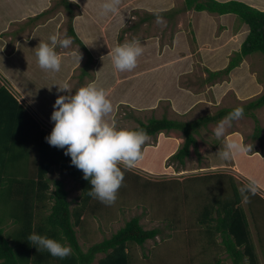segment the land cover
Instances as JSON below:
<instances>
[{
	"label": "rangeland",
	"instance_id": "obj_1",
	"mask_svg": "<svg viewBox=\"0 0 264 264\" xmlns=\"http://www.w3.org/2000/svg\"><path fill=\"white\" fill-rule=\"evenodd\" d=\"M100 1L103 2V0ZM250 1L256 3V6L264 7V0ZM51 2L54 4L52 8L49 7L48 11L53 15L57 14L54 21L56 31L53 34H57L60 38L65 35L70 37L67 32L68 23H70L68 11L59 5V0H51ZM71 10L74 14V7H71ZM1 11H7V9ZM187 11L184 0H120L119 11L114 15L117 20L123 13L122 19L120 18L123 21L117 24L106 23L104 32L107 39L105 41L109 44V48L113 49L118 44L138 40L144 50L137 59L136 68L130 73L129 71H115L120 77L129 76L133 71H137V76L139 74L137 79L131 77V80L122 81L123 83L120 80L116 81L114 71L98 75V78L102 80V83L100 82L102 87H105L103 86L105 83L109 90L115 89L111 95L109 90L106 92H108V98L114 107L109 113L110 119L118 127L134 128L140 121L147 122L151 117L157 119L166 117L180 122H193L203 116L215 115L222 108L244 104L264 92V61L260 52L249 55V58H244L239 66L227 75L222 74L210 79V74L224 69L234 51L239 50L248 33L247 25L241 24L239 30L236 31L240 23L235 14L217 15L207 11ZM160 12L164 14L160 15ZM158 18L161 23H157ZM6 19V15L2 19L0 15V28ZM57 24L59 25L57 26ZM72 28L75 30L74 26ZM242 28L245 29L244 32L241 31ZM28 34L25 33L26 36ZM96 39L92 40L93 48L101 50L100 46L104 42L98 43ZM40 43L42 42L39 41L38 45ZM33 48L37 50L38 47L35 44L33 47H25L23 54L28 61H34L31 66L35 70V77L41 79L40 84H44L41 89L45 92L49 88L45 85L44 78L53 75L51 80L53 84H56L54 85L56 96H51V98L55 99L62 91H58L60 81L55 83L53 78L56 76L57 79H60L65 72L41 69L37 63L36 50ZM77 48L83 57L80 67L86 62V54L79 50V46L74 41L68 49L57 47L56 51L57 53H68ZM103 51L107 56L95 70H109L110 68L113 70L111 51L108 53L106 43ZM151 54H153V58H151ZM64 58L61 62L62 69L66 68L68 63L75 61L72 55ZM163 61L167 63L168 68L159 69L158 67L163 66ZM79 69L80 72L73 73L68 81L72 91L94 79L85 76L81 82L78 81V79L80 80L79 75L84 70L83 68ZM90 69L91 75L94 76L96 71H94L93 65L90 66ZM75 75L79 78L77 79ZM209 82L215 93L211 90ZM131 84L134 85L128 89ZM177 86L185 87L192 94L198 93L200 99L193 104L192 108L183 103L184 100L180 93H176ZM41 89L35 92L41 94L43 92ZM141 93L144 96H140ZM167 93L171 94V98L167 96ZM184 106L185 110H182ZM254 113L257 124L261 128V138L256 139L253 135L257 125L254 119L244 115L241 119L233 121L223 138L217 139L213 130L224 118L222 117L218 121L209 122L197 128L194 132L196 143L190 147V154L184 160V164L171 158L184 141L182 132L162 131L150 136V140L142 148L143 158L129 168L130 171L140 174L142 178L124 176L114 204L105 205L94 199V202L98 203V210L94 214L88 212L84 214L85 223L82 231L84 230L85 233L82 234L78 229L82 250L85 251L88 246L111 236L132 217H138L144 228H157L159 233L155 239L147 240L143 244H128L130 247L129 264H213L216 261L214 258L219 259L220 264H232L231 259L221 249V246H218V249L209 247L205 240V233L198 231L201 230V225L198 224L199 209L197 208L207 194H203L204 192L200 191V188L195 187L202 185V188H205L206 184L202 183V176L206 177L214 172L227 174L232 172L238 176L233 166L224 165L226 161H232L234 157L224 160L220 156L227 140L242 139L245 143L252 144L251 152H254V149L259 145L262 149L264 144V105L257 108ZM105 119H108L107 116ZM43 126L45 130L52 129L48 125L43 124ZM27 166L31 167V162ZM48 177L51 181H63L71 207L78 204L81 193L78 182L67 174L61 173L57 168L49 173ZM185 177H191L188 181L181 183L186 187L185 192L189 191L188 199L185 196L182 198L181 185L176 184V186L166 189L163 185H167V183L163 185L157 183V186L153 187L144 186L145 179L160 181L158 179L165 180L164 178H167L182 181ZM234 178L239 186L247 183L241 178ZM190 182L194 184V188ZM211 184H214V180ZM212 187V185L209 186L210 189ZM52 189L51 184L50 190ZM51 202L49 201L48 206L52 204ZM7 204V200L0 202V226L9 239L10 245H13L11 237L14 236V231L18 226L8 216ZM260 212L264 213V209L260 208ZM249 215L251 214L249 213ZM253 234L254 242L258 245L255 233ZM260 235L263 236L261 241L264 242V229L260 231ZM189 240L190 243H188ZM219 241L220 238H218ZM257 248L260 264H264V254L260 252L259 247ZM100 256L101 254H98L92 264H97V259Z\"/></svg>",
	"mask_w": 264,
	"mask_h": 264
},
{
	"label": "trees",
	"instance_id": "obj_2",
	"mask_svg": "<svg viewBox=\"0 0 264 264\" xmlns=\"http://www.w3.org/2000/svg\"><path fill=\"white\" fill-rule=\"evenodd\" d=\"M184 3L187 10L207 11L217 15L235 14L239 19V25L244 23L248 27L247 36L239 50L234 51L224 69L211 73L210 79L222 74L227 75L239 66L245 57L253 53L260 52L264 61V10L240 0H184ZM59 5L68 11L70 16L68 35L79 46V50L86 54V64L82 67L83 73L79 75L82 80L86 75L90 77L87 67L91 64L92 55L72 28L74 14L71 7L74 4L69 0H59ZM263 105L264 92L238 106H243L244 115L252 117L257 124L254 112ZM235 107L222 108L215 115L203 116L193 122L151 117L147 122L140 121L138 126L145 128L149 136L162 131L182 132L184 141L171 158L184 164V160L190 154V147L196 143L194 132L197 128L218 121ZM49 133V130L39 127L5 87L0 88V202L7 200V214L18 226L11 237L13 245H10L0 226V264H92L98 254L101 256L97 259V264H129L128 244H143L147 240H153L159 233L158 229H146L140 223V218L132 217L111 236L88 246L85 251L82 250L78 229L82 234L85 233L82 231L85 223L83 216L87 212L94 214L99 208L98 203L88 195L91 190L90 182L83 178L80 169L71 164L70 156L65 155L63 149L48 144L45 137ZM253 135L256 139L261 138V128L258 124ZM198 156L201 159L199 154ZM30 162L31 167H28L27 164ZM121 167L123 170V166ZM55 168L78 182L81 193L77 205L71 207L63 181H51L48 177ZM128 175L136 179L142 178L140 174L129 169L124 170V176ZM208 175L202 176V183L206 184V189L202 188V185L195 187L200 188L203 194H207L197 208L198 224L201 225V230L198 231L205 233L209 247L216 246L215 249H218V246H221L232 264H260L257 247L264 254V242L261 241L263 236L260 235V231L264 229V226L262 227L264 213L260 212V208L264 209V199L258 192L255 195L241 194L239 188L245 183L237 185L231 174L214 172ZM164 179H158L160 181L145 179L144 186L153 187L157 186V183L158 185L167 183L163 185L166 189L176 184L181 185L191 177H185L182 181ZM212 180L215 185L211 184ZM191 185L194 186L192 183ZM211 185L212 189L209 188ZM185 190L186 187L182 186L180 193L182 192V198L185 196L188 199L189 191L186 193ZM245 195H248L247 200ZM177 198L180 199L179 196ZM49 201H52L50 206ZM33 231L58 240L63 238V241L72 247L73 254L60 259L51 256L46 250L38 251L27 239ZM253 233L258 245L254 242ZM190 242L189 240L188 243ZM215 264H220V260L218 259Z\"/></svg>",
	"mask_w": 264,
	"mask_h": 264
},
{
	"label": "clouds",
	"instance_id": "obj_3",
	"mask_svg": "<svg viewBox=\"0 0 264 264\" xmlns=\"http://www.w3.org/2000/svg\"><path fill=\"white\" fill-rule=\"evenodd\" d=\"M72 2L79 3V0ZM119 2L120 0H103L100 15L117 13ZM157 23H161L159 18ZM49 41L50 43H40L37 48V63L41 69L59 72L62 57L56 49H68L73 40L67 35L60 38L53 34ZM92 42L90 40L85 45ZM143 51L138 40L118 44L111 49V62L117 71H132ZM73 56L79 66L81 54L78 48ZM58 91L66 94L58 95L53 103L50 120L54 123L45 139L49 145L63 149L65 155L70 156L71 164L82 171L83 178L91 185L88 192L90 197L105 205H112L116 202L118 190L124 181V170L143 158L142 148L150 140V136L143 127H118L115 122L106 120L105 117L112 112L113 105L106 91L95 83H88L72 91L65 82L58 86ZM244 114L243 106L235 107L218 122L213 130L214 136L217 139L223 138L233 121L241 119ZM251 149L252 144H247L242 139H229L220 156L224 160H230L236 155L250 153ZM239 191L241 194L255 195L257 181L249 177ZM245 199H248V195H245ZM27 239L38 251L46 250L53 257L64 259L73 254L72 247L63 238L58 240L33 231Z\"/></svg>",
	"mask_w": 264,
	"mask_h": 264
},
{
	"label": "crops",
	"instance_id": "obj_4",
	"mask_svg": "<svg viewBox=\"0 0 264 264\" xmlns=\"http://www.w3.org/2000/svg\"><path fill=\"white\" fill-rule=\"evenodd\" d=\"M69 1L72 2V0ZM242 1H246L245 3H248L249 5L256 7L260 10H264L263 6H256L255 5L256 3L254 4L253 1H252L253 4L250 0H242ZM101 2L102 1L100 0H96V1L79 0V3L72 2L74 4L73 7L75 11L71 24L72 26L75 27L74 31L76 35L82 42H84V44H87L88 41L90 40L92 41L93 39L97 38L96 40L98 41V43L100 42H104V44L106 43L107 50L109 53L111 51V48L108 47L109 44L105 41L107 37H106V33L104 32V27L107 22L108 24H113V23L117 24L118 22L123 21L121 20L122 19L121 15H123V13L119 16L117 20L115 19L116 17V15H114L115 13L100 15V12L102 11V9H99V7L102 5ZM53 4L54 2H51V0H0L1 19L4 18L5 15L7 17V19L4 22H2L4 24L0 28V88L5 87L17 99L18 103L25 108L28 114L39 124L40 128L44 127L43 124L45 126L48 125L52 128L54 123L53 121L50 120V115L51 112L53 111V103L56 99V97L55 99L51 98V96H56V92H55L56 90H54L55 86L52 85L53 83L51 80L53 75L51 77L44 78V82L46 83L45 85H47L49 88V90L46 91L47 92L46 93L43 89H41V86L44 85V84L42 85L40 84L41 79L39 80V77H35V70L31 66V64H33L34 61H28L23 53H25V47H30V46L33 47L34 44L37 47H39L38 45L39 41L42 43L44 42L50 43L49 37L53 35V33H55L56 31L54 26L55 25L54 21L56 20L57 14L53 15L48 11L49 7L52 8ZM122 5H125V3H122ZM3 9H7V11H1ZM189 11L190 10H188L187 12ZM40 14L41 16H39ZM58 25L59 24H57V26ZM240 26L241 25H239L238 29L236 28V31L239 30ZM243 28L241 31L244 32L245 29ZM26 32L29 33L27 36L25 35ZM90 34H96V35H90ZM23 42H25V44H23ZM104 44L100 46L101 50L99 49L94 50L93 43H91L90 45H85L92 55L91 64H88L87 67V73L90 75V77L87 75L86 77H89L90 79L94 78L92 79V81L88 83H95L97 86L100 85V82L102 83V80H100L101 78L100 79L98 78L99 73L103 74L106 72L109 73L112 71L114 72L116 71L115 68L113 70L112 68H110L109 70L101 69V71L95 70L96 67L99 66V63L104 62L103 60L107 56L105 55L106 53L103 51ZM34 49L35 48H33V50ZM163 49H161L162 52ZM75 50L76 49L71 50L68 53L61 52L58 54L62 57V61H63V59H65L64 57H69L71 55L73 56V52ZM153 57H154L153 54H151V58ZM247 57L249 58V56ZM82 62H83V57L81 56L79 65ZM157 62H161V61H157ZM85 64L86 62L83 64V66H85ZM162 64L163 66L158 67L159 69H161L162 67H167V63H165V61H163ZM91 65H93L94 71H96L94 76L91 75V71H90ZM83 66L79 67L76 60L72 61L68 63L66 68L60 69L61 72H65L62 74L61 77L59 76L60 79L59 78L57 79L55 76L53 80H55V83H58L60 81V85L64 84L65 82L69 84L68 81L70 80L71 76H73V73L76 74L79 73L80 72L79 68H82ZM138 76H137V71H133V73L129 74V76H123V77L118 76L117 73L115 72V80L116 81L120 80V82L122 81L126 82L127 80H131L130 79L131 77H133V79H137ZM75 77L77 76L75 75ZM78 81L81 82L82 80L78 79ZM208 84L211 83L209 82ZM84 85H86V83ZM133 85L134 84H131L128 87V89ZM103 86L105 87H102L100 85V88H103L105 91L109 90V88L106 87L105 83L103 84ZM209 86L211 87L213 93H215L212 84ZM39 89L43 90L41 94H37L35 92L36 90ZM114 91L115 89L113 91L109 90L110 95L113 94ZM106 93L108 96V92ZM176 93H180V96H182L183 97L182 99L184 100L183 103H185L186 106H189L191 108L193 104L198 99H200L199 96L197 95L198 93L192 94L190 90L186 89L183 86H179V87L177 86ZM64 94L66 93L62 92L60 95H64ZM140 96H144V95L141 93ZM167 96L171 98V94L170 95L168 94ZM156 97L159 98V96ZM184 108L185 106L182 108V110H185ZM178 109L180 108L178 107ZM107 118L109 122H112L109 114L107 115ZM226 163L224 164L225 166L234 167L236 173L238 174V176H235L232 172H230L231 175H233L234 177L241 178L246 182L248 181L249 177L254 178L257 181V192L264 199V144L262 145V149L260 148L259 145L257 146L256 149H254V152L248 154L236 155L234 156L232 161H226ZM215 247L216 246H214L213 248L215 249ZM214 260H216L215 262H213L215 264L218 259L214 258Z\"/></svg>",
	"mask_w": 264,
	"mask_h": 264
}]
</instances>
